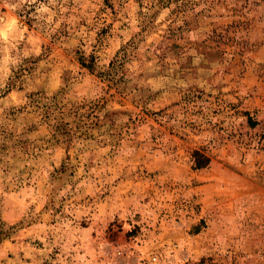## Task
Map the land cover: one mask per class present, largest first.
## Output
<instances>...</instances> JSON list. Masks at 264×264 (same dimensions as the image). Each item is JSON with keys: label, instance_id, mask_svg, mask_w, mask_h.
Here are the masks:
<instances>
[{"label": "rangeland", "instance_id": "obj_1", "mask_svg": "<svg viewBox=\"0 0 264 264\" xmlns=\"http://www.w3.org/2000/svg\"><path fill=\"white\" fill-rule=\"evenodd\" d=\"M0 264H264V0H0Z\"/></svg>", "mask_w": 264, "mask_h": 264}, {"label": "trees", "instance_id": "obj_2", "mask_svg": "<svg viewBox=\"0 0 264 264\" xmlns=\"http://www.w3.org/2000/svg\"><path fill=\"white\" fill-rule=\"evenodd\" d=\"M193 157L195 162L194 168L197 170L205 168L209 164V159L197 151L193 153Z\"/></svg>", "mask_w": 264, "mask_h": 264}, {"label": "built area", "instance_id": "obj_3", "mask_svg": "<svg viewBox=\"0 0 264 264\" xmlns=\"http://www.w3.org/2000/svg\"><path fill=\"white\" fill-rule=\"evenodd\" d=\"M152 260H153V261H156V257H152Z\"/></svg>", "mask_w": 264, "mask_h": 264}]
</instances>
